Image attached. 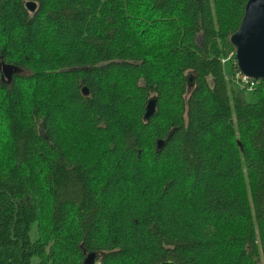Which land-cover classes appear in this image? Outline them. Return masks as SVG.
I'll list each match as a JSON object with an SVG mask.
<instances>
[{"label":"trees","instance_id":"trees-1","mask_svg":"<svg viewBox=\"0 0 264 264\" xmlns=\"http://www.w3.org/2000/svg\"><path fill=\"white\" fill-rule=\"evenodd\" d=\"M23 1L0 0V264H264V81L246 100L228 41L245 0Z\"/></svg>","mask_w":264,"mask_h":264},{"label":"water","instance_id":"water-1","mask_svg":"<svg viewBox=\"0 0 264 264\" xmlns=\"http://www.w3.org/2000/svg\"><path fill=\"white\" fill-rule=\"evenodd\" d=\"M24 8L32 13L36 10V3L33 0H24ZM228 41L234 48L233 57L236 68L243 76L254 81H264V0H245L242 14L237 28L229 35ZM1 79L10 80L14 73L19 72V68L13 65H1ZM190 75L186 76L187 85L192 84L189 81ZM82 94L87 91L81 88ZM155 109V98L150 96L144 105L142 120L145 122L152 115ZM172 131H169L164 139H156L154 142L155 151L161 150L170 137ZM96 251L84 252L82 264H100ZM157 264H176L173 260H162Z\"/></svg>","mask_w":264,"mask_h":264},{"label":"rangeland","instance_id":"rangeland-1","mask_svg":"<svg viewBox=\"0 0 264 264\" xmlns=\"http://www.w3.org/2000/svg\"><path fill=\"white\" fill-rule=\"evenodd\" d=\"M223 73H224L225 77H228L230 75L229 63L227 61L223 63ZM235 80L238 83L241 82V80L239 78H237V74H235ZM241 85H243V86L246 85V87H247V84H244L243 82H241ZM250 91L251 90H248V87H247L246 92H245V98L248 101H251L253 99L252 93ZM54 119H57V118H54ZM52 129L53 130H56V129L61 130L62 133H64V136H62L63 134H61L62 138L63 137H67V135L69 136V134L67 133V131L65 130V128L63 126V123L59 119L54 120ZM71 130L75 131L74 129H71ZM73 135H75V134H73ZM89 136L91 138L90 141H91L92 144L97 141V133L96 132H93L92 135H89ZM65 139L67 140V138H65ZM73 140H75L76 142H82V143L83 142L84 143L85 142L86 143L89 142V139L87 137L84 138L83 140H80L79 138L74 137ZM73 140H71V142L74 143ZM76 142L74 144H77ZM97 147L89 148V152L92 153L91 154V159H90V167L93 168L92 170H94L96 168V166H97V157L94 155L95 154L94 152L98 150ZM89 152H88V156H89ZM29 234H30V238L31 239H33L35 237L34 226H32L30 228ZM44 257H45V249H43L42 251L39 250L35 255H33L30 258V261H29L28 264H49L48 262L40 263L43 260Z\"/></svg>","mask_w":264,"mask_h":264},{"label":"built area","instance_id":"built-area-1","mask_svg":"<svg viewBox=\"0 0 264 264\" xmlns=\"http://www.w3.org/2000/svg\"><path fill=\"white\" fill-rule=\"evenodd\" d=\"M237 74V78H239L241 80V82H243L244 84H247L248 89H251L253 86V81H250L249 78L243 76L241 73H236Z\"/></svg>","mask_w":264,"mask_h":264},{"label":"bare ground","instance_id":"bare-ground-1","mask_svg":"<svg viewBox=\"0 0 264 264\" xmlns=\"http://www.w3.org/2000/svg\"><path fill=\"white\" fill-rule=\"evenodd\" d=\"M95 260H99L98 257H95Z\"/></svg>","mask_w":264,"mask_h":264},{"label":"flooded vegetation","instance_id":"flooded-vegetation-1","mask_svg":"<svg viewBox=\"0 0 264 264\" xmlns=\"http://www.w3.org/2000/svg\"><path fill=\"white\" fill-rule=\"evenodd\" d=\"M189 81H192L191 78L189 79Z\"/></svg>","mask_w":264,"mask_h":264}]
</instances>
